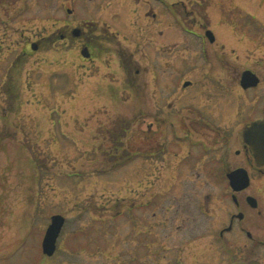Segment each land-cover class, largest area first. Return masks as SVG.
Here are the masks:
<instances>
[{"label": "rangeland", "instance_id": "374dc122", "mask_svg": "<svg viewBox=\"0 0 264 264\" xmlns=\"http://www.w3.org/2000/svg\"><path fill=\"white\" fill-rule=\"evenodd\" d=\"M159 1L0 0V68L5 63L10 67L18 47L20 55L36 39L50 37L55 41L51 53L19 56L17 92L6 99L0 96V264H134L127 253L118 254L114 244L99 254L106 248L105 241L111 244L117 237L126 250L134 228L141 240L145 238L144 233L138 234L144 229L135 227L133 218H145L153 225L151 251L157 253L148 259L151 264H164L158 250L161 241L154 236L160 240L168 234L185 240L195 238L189 242L194 264H230L263 257L264 250L255 243L257 209L246 206V196L264 201L257 195V189H264V179L261 182L253 173L251 187L236 194L241 203L236 207L219 158L227 156L230 169L242 164L244 153L236 155L244 144V122L239 121L262 115L264 98L258 108H253L257 103L249 98L248 104L238 107L220 84L227 79L219 69L221 64L214 65L213 57L208 58L212 53L208 39L201 44L197 35L185 30L203 35L204 30L216 25H211L212 19L219 21L225 11L233 9L258 11L264 20V0H166L173 4L170 11L180 15L178 20ZM149 7L156 8L157 20L140 13ZM84 23L103 33L95 62L84 60L81 49L72 43L67 54L60 39L65 33L72 36L71 31ZM223 26L215 30L227 36ZM254 29L253 25L250 31ZM106 35H116L115 42H105ZM259 42L232 41L226 50L228 64L234 65L232 68L240 63L254 66L261 59L264 66V36ZM238 46L245 52L240 61L233 54L229 56ZM140 48L147 55L146 62L139 58ZM120 49L135 54L143 65L137 68L145 73L138 76L137 68L133 71L142 81L137 91L132 92L128 81L124 83L127 75L116 59ZM148 61L157 67L154 83L151 78L149 82L146 72ZM214 74L219 81L210 77ZM144 80L149 98H156L154 93H158L163 103L166 99L160 115L171 117V124L179 120L189 124V117L180 114V108L187 105L199 110L196 119L207 121L211 117L218 121L216 112L229 111L233 124L227 131L220 130L229 137L227 149L217 142L198 170L196 161H201L204 152L187 142L201 144L203 139L216 137L218 131L208 130L206 135L203 130L199 134L193 131L195 135L186 136L190 130L172 125L161 136L162 129L155 127L151 162H146L147 124L157 122L153 118L158 119L160 110L156 99L145 97ZM186 81L195 87L184 92ZM175 86L183 97L187 92V97L176 103L168 101ZM257 93L264 96L263 89ZM177 109L180 111L175 113ZM160 144H164L163 151ZM173 152L180 153V158L190 153V170L180 174L176 167L166 166L171 165ZM208 196L210 216L203 207ZM239 211L246 216L243 223L239 222L245 227L244 233H229L220 239L218 233L228 226L230 213ZM55 215L63 216L66 222L56 253L48 257L42 242ZM102 218L106 221H98ZM181 243L167 241L168 245ZM225 244L230 254L223 251Z\"/></svg>", "mask_w": 264, "mask_h": 264}, {"label": "flooded vegetation", "instance_id": "af4514ba", "mask_svg": "<svg viewBox=\"0 0 264 264\" xmlns=\"http://www.w3.org/2000/svg\"><path fill=\"white\" fill-rule=\"evenodd\" d=\"M155 7H149V10L145 11L142 10L140 13L144 12V17H152L153 20H157V13H155ZM139 12V11H138ZM233 15L235 16L234 18ZM230 17V19L227 20V18ZM223 19V20H222ZM220 19L219 21H214L212 19L211 25L212 24H216L214 26H211V28L213 27L214 30H211V28H209L208 30H204V34L201 35L198 32H196L195 30H193L192 32L189 31L188 29L185 30L186 33L188 34H192L194 36L197 35V37L200 39L199 42L201 44H203V40L208 39L209 44L211 45V51L212 53H209V60L211 58V56L213 57L214 60V65L215 64H221V71L223 73H225L223 75V77H227L226 81L221 85H223V91L227 92V97L232 99H235L234 102L235 104H238V107H244L245 104H248V98L253 101L255 104L257 103V105H252L254 106L253 108L257 107L258 105L261 104V100H263L262 98H264L263 93H256V91L258 89H263L264 90V66L263 63L259 62L261 59H259V61L256 63V65L252 66H243L241 63L240 65H235V68H232V66L234 65H230L228 64V58L226 55V50L231 48V43L232 41H236L238 40L240 43L249 40V41H253V43H260L259 40L261 39V37L264 36V20L261 19L259 12L258 11H247V10H243V9H233L230 11H225L224 12V18ZM222 25H224L223 29L227 32V36H223L222 34L219 33L218 29L215 30V28L217 27H221ZM255 26V29L253 32L250 31V28L252 26ZM94 25H90L88 23H84L83 26H79L77 28H74L71 31L72 36H74L75 38H77V40H74L72 38V36H69L67 33L65 34H61L60 35V39H62V41L64 42V47L65 50H67V54H69L72 50V48H70L71 43L72 45L75 44L76 48H80L81 52L83 50H86L87 53L89 54L88 58H84V60L86 61H98L97 56H98V51H99V45L101 44V42H99L98 40H101L99 38H103L102 36V32L96 31L95 29H93L94 27H92ZM231 27H233V30H231ZM78 29V30H77ZM256 30V31H255ZM207 31H212L213 32V37H214V41H210L209 38H207L206 36V32ZM77 35V36H75ZM255 36V37H254ZM95 37V38H94ZM115 37H117L116 35L111 38L110 35H106V39L105 42H107L108 44H110V42H115ZM127 39L131 40L130 37H127ZM107 40V41H106ZM79 41V44H78ZM75 42V43H74ZM34 46L37 48L36 50H33V44ZM120 43V42H119ZM148 44V43H147ZM200 44V45H201ZM51 45V46H50ZM53 49L55 48V41H53L52 38L50 37H44V38H40V39H36L35 41H33L31 43V45H29L28 47H26V50L21 51L20 55H19V47L18 49H16V56L14 58V61L11 63L10 67L7 68V65L5 63L6 58L4 59L5 61L3 63V65H1V69L0 68V96L4 97L6 99V97H8L7 95H9L10 97L15 96V93L17 92V88L15 87V84L17 82L16 78V74L18 73L17 71V66L19 64V56H24V55H34L33 52L39 54V53H44V54H48L53 52ZM3 47L1 46V49ZM32 49V50H31ZM122 51H118V58H116L118 60V64L122 67V69L124 70L125 74L127 75V78L125 79L124 83L126 81H128L129 83V88L132 87V92L133 91H137V88L139 86L142 85V81L141 80H137V76L133 75V71L137 68V67H141L143 68V65L140 63V59L144 60L145 62L147 61V55L145 53V51L140 48L139 51V55H140V59H136L135 54H132L130 51L128 50H123L120 49ZM237 50L240 51V53H237ZM97 51V52H96ZM96 52V53H95ZM235 56V59H238L240 61V59H242V56H244L245 52L241 50V46H238L237 48H232L231 53L229 56ZM207 58V55L204 57ZM150 59V58H149ZM166 64V63H164ZM163 64V65H164ZM155 66V67H154ZM141 68H137L135 70L136 74H139L138 76H140V74L145 73V71L141 72ZM147 68L146 72L148 73V78H149V82H150V78L152 83L156 82L157 79L153 78V71H155V69L157 68L155 64L151 63L150 61H148L147 64ZM232 68V69H231ZM14 69V70H11ZM231 71V74H228V71ZM12 71V72H11ZM14 71L15 74H14ZM262 71V72H260ZM245 72H251L253 73L258 79H259V84L256 87H250V88H244L243 86V75ZM12 73L14 74V76L12 75ZM213 78L214 81H219L217 79L216 74L210 76ZM189 82V81H186ZM232 82L234 84H232ZM154 84H152L150 87L151 89L154 88L153 86ZM144 93H145V97L147 95L148 99H156V107H158L159 111V115H158V119L153 118L155 121L157 122H150L147 124V128L149 130V135L146 136V141L148 143V154L145 155V161L146 162H151L150 157L153 154V146L151 143V140L153 139V135L155 134V132L152 135V130L156 127L159 131V135L163 136L165 135V133L167 134V129H171L170 127L172 125H176L179 128L183 125L182 130H190L186 136L190 135H195L196 133H201L200 130H203L202 134L206 135L204 132L205 131H210V130H217V134L216 137H214L211 140H204L203 139V143L201 144H197L194 145V143L188 141L187 143L193 147V148H197L200 147L204 154L203 157L201 159L200 162L196 161V164L198 165V163L200 165H198V170H200V168H202L203 166V160L206 156H210V154L214 151V145H218L216 144L217 142L220 144V146L224 149H227L228 147V142H230L228 135L226 134V132H221L220 130H229L231 128V125L233 124V122L231 121V119L229 118V111L226 113H222V112H216L218 113L219 117H218V121H215V117H211L207 120H205V118L202 120L200 119H196V117L198 118V116L200 115V112L197 108L192 107V106H184V108H180L181 111V115L185 116L186 118L189 117V124H185L184 122H182V120L179 121H173V123L171 124L169 122L168 119L171 120V117H165L164 115H160V113L162 112V110L164 109V105H166L167 101L165 99V103H163V99L162 96L159 95L158 93H154L156 98H153L152 96L149 98V93H147V87H148V83L144 80ZM184 87V92L187 89H190L192 87H195V85H192V83L190 82V84H188V86H183ZM233 87V90L231 92L230 88ZM236 89V90H235ZM196 90V89H195ZM199 90V89H198ZM131 91V90H130ZM223 91L221 90V94H223ZM187 93V92H186ZM183 97L184 93H179L178 90H176V86H175V90L172 94V96L170 97V99H168V101H174L176 102H180V98L181 99H185L187 96ZM230 95V96H228ZM262 96V97H261ZM183 97V98H182ZM184 101V100H182ZM250 102V101H249ZM0 106H2V104L0 103ZM163 107V108H162ZM170 107L172 108V106L170 105ZM182 107V106H181ZM1 108V107H0ZM258 108V107H257ZM263 108L262 110V115L258 116V117H249L248 119H243L240 120L239 122L241 124H243L244 122V126H243V130H242V135H243V131L244 129L249 126L252 122L259 120V119H264V106L261 107ZM179 109H177V111H175V113H177L178 111H180ZM237 114H239V112H237ZM151 116V115H150ZM204 117V116H203ZM252 118V119H250ZM161 119V122H160ZM168 120V122H167ZM169 127V128H168ZM173 128V127H172ZM157 130V131H158ZM193 131L195 134H193ZM215 136V135H214ZM210 138V137H208ZM242 142L243 141V136H242ZM161 148L160 151L164 150V144H160ZM188 146V145H187ZM244 153V158L243 161L240 163L241 165L234 167L230 169V162H229V158L227 156H221L219 158L220 160V164L222 166V172L224 173L226 179L228 177V174L238 170V169H245L248 173L250 178L252 179V175L253 173H257L258 178H260L261 182L264 179V167H258L255 164V161L253 159V154L250 150V148L246 145L243 144V150L242 152L240 150L236 151V155L237 156H243ZM137 155H134L133 157L136 158ZM181 155L178 152H173L170 159H171V165H166L169 168H173L176 167V169H179V173L182 174L184 172H186L187 170H190L191 167V156L190 153L188 152V154L182 158H180ZM207 158V162H209L210 160ZM137 159V158H136ZM136 159H134L136 161ZM133 160V159H132ZM168 161V159L166 160ZM131 162V161H130ZM197 165H194V169L197 168ZM254 170V171H253ZM211 171H214V169H212ZM227 182L229 183L228 179ZM230 186V183H229ZM251 187V185H250ZM249 187V188H250ZM231 188V187H230ZM248 188V189H249ZM247 190V189H246ZM245 190V191H246ZM233 191V190H232ZM245 191H242L240 193H243ZM258 194L260 195L262 199H264V189H257ZM238 193V194H240ZM253 195H247L246 196V206L247 207H253L251 205V203L249 202L248 198ZM259 196V197H260ZM232 200L233 203L236 207H240L241 203L239 201V199L234 195V193L232 192ZM210 197L208 196L207 198L205 197L204 199V205L203 207L206 208V214L208 216H210L209 212L210 210V201H209ZM255 201H256V207L254 209L256 213H255V218H256V247L260 248L262 251L264 250V201L259 202L258 199H256V197H254ZM251 205V206H250ZM136 209H138L137 207H135ZM246 207L244 208L245 211ZM205 210V209H204ZM166 213L168 211H165ZM239 211L238 213H230V215L228 216L229 219V223L228 226L223 227L222 229H220L219 231V237L220 239L224 240L225 236L229 233H241L243 234L245 231V227L244 225H240L241 223H243V221L246 219V216L244 215L245 213ZM242 214L243 218L239 219L237 215ZM103 221L102 219H98V221ZM138 220H143L141 223L138 222ZM106 220L104 219L103 222H105ZM133 225L137 228L140 229H144L143 232H140L138 234H142L144 233V237L142 240L139 238V236L137 235L136 231L137 229L134 228L133 230V234L130 237L129 240L126 241V243L129 245L127 247V249L125 250V248L122 246L121 242L122 239H120V237H117L116 239H113L111 241V244L108 243L107 241H105L106 244V248L104 249V251H99V254H104V252H107V248L109 251L110 247H113L114 244V248L117 249L118 254L122 253L124 254L127 253L129 255V258L132 259V262H134V264H151V262H148V259L151 257V254L153 253H157V252H152L151 248L154 246L151 243V238H152V233H153V229L151 227L152 223L148 224L147 220L145 218H133ZM241 222V223H239ZM109 225H114V224H109ZM153 226V225H152ZM247 237H249L250 239L253 238V236L249 233L246 232ZM191 235H188V237ZM156 239L161 243L160 248L158 249L162 255L163 258L162 260L164 261V264H194V262H192L191 258H190V250L192 249V246L189 245V242L192 241H196L195 238H190L188 240L185 239H179L177 236H174L173 234H168L165 235L163 238H161L160 240L157 239L159 238L158 236H154ZM173 238H175L173 240ZM167 241H174V242H182L181 245L176 244V245H168ZM112 250V249H111ZM225 250V251H224ZM224 252H228V254H230L229 250L227 249V246L225 244ZM259 262H261V264H264V254L263 257H257L256 258ZM231 262V261H230ZM231 264V263H230Z\"/></svg>", "mask_w": 264, "mask_h": 264}, {"label": "water", "instance_id": "95a60500", "mask_svg": "<svg viewBox=\"0 0 264 264\" xmlns=\"http://www.w3.org/2000/svg\"><path fill=\"white\" fill-rule=\"evenodd\" d=\"M71 13V11H69ZM210 41H214L213 33L207 32ZM77 36V35H75ZM33 49L37 48L33 45ZM82 55L86 58L89 54L86 50L82 51ZM243 86L244 88L256 87L259 84V79L251 72H245L243 75ZM186 83L185 86H188ZM244 142L250 148L253 153L255 163L258 167L264 166V119H260L252 122L249 126L244 129L243 132ZM231 187L235 192H241L246 190L250 184V177L245 169H238L228 174ZM249 202L253 207H256V201L253 197L248 198ZM239 218H243L240 214ZM65 218L61 215H55L52 217L51 224L49 225L45 237L43 239L42 248L44 255L52 257L57 251V243L65 225ZM231 264H261L256 259L251 260H238Z\"/></svg>", "mask_w": 264, "mask_h": 264}]
</instances>
